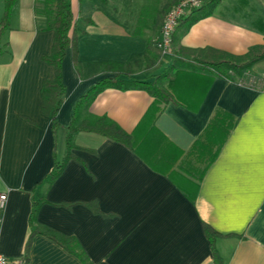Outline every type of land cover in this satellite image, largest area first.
Returning a JSON list of instances; mask_svg holds the SVG:
<instances>
[{"label":"crops","instance_id":"0c3cea01","mask_svg":"<svg viewBox=\"0 0 264 264\" xmlns=\"http://www.w3.org/2000/svg\"><path fill=\"white\" fill-rule=\"evenodd\" d=\"M170 6L169 0H71L78 59L75 67L69 49L63 58L65 97L53 126L41 91L55 75L44 59L54 33L41 27L39 0L16 1L0 37V192L7 195L0 254L10 264H84L48 237L30 235L33 201L34 223L73 237L88 264H213L203 222L220 233L214 246L225 264H264V58L239 82L179 69L164 84L174 101L162 104L141 89L105 88L81 118L105 116L133 144L76 132L72 156L49 177L65 155L78 98L115 75L105 62L127 63L134 78L144 79L181 48L239 55L264 44V0H220L162 53L155 42ZM219 115L235 124L198 180L191 148ZM194 183L191 198L185 189Z\"/></svg>","mask_w":264,"mask_h":264},{"label":"trees","instance_id":"16d2710c","mask_svg":"<svg viewBox=\"0 0 264 264\" xmlns=\"http://www.w3.org/2000/svg\"><path fill=\"white\" fill-rule=\"evenodd\" d=\"M17 0H4L3 11L0 17V37L10 27L11 16ZM105 1V0H101ZM172 5L180 0H169ZM220 0H204L198 7H191L182 16L172 33V43L182 28L188 27L198 19L211 14L214 7ZM36 15L41 19L43 29L52 30L54 33L50 53L44 59L55 69L54 77L45 79L42 85V111L51 116L53 126L57 125L56 115L64 101L65 86L62 81L61 64L67 50L71 51L72 61L75 67L78 59V31L74 24V15L71 8V0H39ZM179 56L174 53L172 62L161 72L150 76V78L137 79L133 77L134 71L127 63L114 61L105 62L107 68L115 75L104 77L94 82L77 100L73 110V117L67 127L66 152L61 160H55L49 172L50 179H54L64 168L66 161L72 156L71 148L74 146L72 137L76 132L86 131L111 138L127 146L133 144L132 136L123 131L115 122L105 116L81 118L82 109L90 103L99 92L108 87L118 89H141L146 91L154 100L160 104L174 101L172 94L165 87V82L170 81L174 72L179 69L192 68L203 70L211 75L228 78L233 81H243L245 73L258 60L264 58V44L253 45L243 54H231L224 50L203 48V49H179ZM161 107V106H159ZM221 116L212 119L204 130L202 137L197 139L191 151L197 158L200 168L196 177L200 180L206 169L211 165L222 147L225 139L233 128V119L220 120ZM187 190L186 194L193 198L198 184ZM38 202L33 201L30 215L31 236L39 233L65 250L76 255L84 264H88L87 258L80 250L77 241L54 229L34 223L35 214L38 209ZM203 231L209 239L212 249V263L225 264V259L218 253L214 246V240L220 235L208 223L203 222Z\"/></svg>","mask_w":264,"mask_h":264},{"label":"built area","instance_id":"2783aa9c","mask_svg":"<svg viewBox=\"0 0 264 264\" xmlns=\"http://www.w3.org/2000/svg\"><path fill=\"white\" fill-rule=\"evenodd\" d=\"M199 5L200 0H180L176 4L169 7L160 26L159 38L155 42V46L159 51L162 53L170 51L172 45V33L179 19L184 16L191 7H198ZM6 201V193L0 192V225ZM17 263H20V261H17ZM0 264H10L8 259L3 254H0Z\"/></svg>","mask_w":264,"mask_h":264},{"label":"rangeland","instance_id":"374dc122","mask_svg":"<svg viewBox=\"0 0 264 264\" xmlns=\"http://www.w3.org/2000/svg\"><path fill=\"white\" fill-rule=\"evenodd\" d=\"M167 12V11H166ZM165 58H166V60H167V62H168V59H169V56H165ZM165 60V61H166ZM167 64V63H166ZM165 66V65H164ZM163 69V67H160V68H158L157 70H156V72H159V71H161Z\"/></svg>","mask_w":264,"mask_h":264}]
</instances>
